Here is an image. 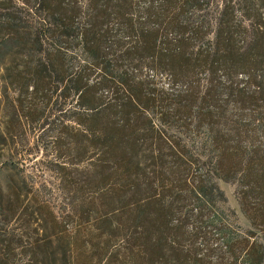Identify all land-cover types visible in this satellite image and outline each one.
Returning <instances> with one entry per match:
<instances>
[{
	"label": "rangeland",
	"instance_id": "374dc122",
	"mask_svg": "<svg viewBox=\"0 0 264 264\" xmlns=\"http://www.w3.org/2000/svg\"><path fill=\"white\" fill-rule=\"evenodd\" d=\"M63 1V7L78 9L73 36L65 44L45 37L33 45L35 63L43 56L57 59L58 71L39 74L44 77L40 91L32 94V86L28 90L23 86L35 81L36 76L27 68L22 49L0 62V264H162V258L153 260L138 248L126 251L122 244L105 246L104 238L98 236L100 219L132 202L127 192L135 168L125 172L126 160L104 148L101 128L108 117L99 115L92 120L88 114L102 102L124 97V91L116 79L109 80L115 81L118 95L113 88L98 83L100 65L88 62V52L78 38L87 22V7L101 6H96V0ZM118 1V7H131L129 15L135 28L147 12H157L159 7L182 8L180 19L190 23L181 46L188 55L213 47L222 7H235L236 19L246 27L264 24V0ZM44 7L40 0H0V47L9 36L8 30L1 28L4 13L15 17L12 23L21 31L36 35L38 29L49 25ZM203 19L210 28L192 33L201 28ZM165 22L158 49L174 50L179 34ZM107 29L108 42L121 41L117 53L134 45L140 34L139 28L133 34L126 33L117 19L109 22ZM238 40L245 45L247 33ZM132 57L136 58L120 62L119 68L130 83L141 87L144 97L154 99L149 110H141L153 117L165 142L161 156L156 143L153 149L150 139L139 141L137 157L152 185L148 194L162 205L173 198L177 201L169 217L174 228L167 242L185 258L182 264H245V252L253 244L264 253V65L255 69L257 80L250 77L251 68L232 79L241 89L237 101L241 105L236 109L234 99L229 100V110L241 125V134L226 144L230 162L221 172L228 177L224 180L216 170L219 151L206 130L171 114L179 94L195 89L199 96L211 88L212 74L199 69L187 80L179 79L154 65L150 54ZM84 65H88L89 80L96 84L91 91V108L79 104L72 85L59 81L81 71ZM215 77L220 85H229L224 72ZM161 107L170 113L168 120L159 119ZM173 151L176 159L172 158ZM110 196L118 197L114 206L107 203ZM76 236L85 241L94 237L97 244L76 249L72 243ZM168 264L178 263L172 260Z\"/></svg>",
	"mask_w": 264,
	"mask_h": 264
},
{
	"label": "trees",
	"instance_id": "16d2710c",
	"mask_svg": "<svg viewBox=\"0 0 264 264\" xmlns=\"http://www.w3.org/2000/svg\"><path fill=\"white\" fill-rule=\"evenodd\" d=\"M24 1L27 2V0ZM40 2L46 5L44 9L49 25L38 29L35 32L36 35L21 31L19 29L21 27L14 25L12 21L15 17L11 16V13L3 14L1 25L3 30H8L9 36L0 47V62L10 53L22 49L27 58V68L33 70L36 76L35 81H27L23 85L25 90L32 86L34 89L32 94L42 88L44 77L39 74L43 70L58 71L57 59L51 56H43L39 62L35 63L33 45L40 43L45 37L54 38L65 44L73 36L72 26L78 14V9L74 7H63V0H40ZM52 2L56 4V7L50 6ZM94 3L101 7H87V22L78 34V38L88 52V62L100 65L101 76L98 83L113 88V93L117 94L118 86L114 85L115 81L110 82L109 80L116 79V82L122 86L124 97H116L118 100L110 103L102 102V106L93 110L88 117L92 120L99 115L108 117V122L101 128L104 148L113 153L115 157L126 160L123 163L125 172L130 173V169L135 168L131 172V188L127 192L132 202L120 206L116 212L100 219L99 228L101 230L98 236L104 238L102 243L105 246L112 245V243L118 246L122 244L126 251L138 248L149 253L153 260L162 258V264H168L172 260L182 264L185 258L172 243L167 242L168 235L172 234L174 228L171 226L169 217L174 214L177 201L173 198L167 204L162 205L148 194L152 191V185L144 176L141 160L137 157L141 150L140 139H150L151 148L154 149L157 145V151L162 156L161 148L165 142L160 134L161 131L155 127L156 122L153 117L143 115L141 110H149L155 101L150 97H144L140 86L130 83L128 75L119 68V63L128 58H136L132 57L134 55L139 58L150 54L154 65L169 70L174 77L179 79L187 80L190 74L199 69L208 70L212 74L211 88L199 96L195 89H188L179 94L171 105V114L181 117L185 122L193 121L198 129L206 130L211 144L219 151L216 170L224 180H228L227 175L221 173L230 162V152L226 144L230 138L241 134V125L229 110V100L234 99L236 109H239L241 105L237 102L241 89L234 85L236 82L232 79L237 73L251 68L253 73L251 72L250 77L257 80L255 69L264 65V24L252 23L250 27H246L236 19L235 7H222L215 23L213 47L198 49L196 53L188 55L181 47L185 40L184 31L190 26L186 19H180L183 17V9L179 7V10L175 11L176 7H159L157 12H147L144 15V21L140 22L138 27L140 34L134 45L117 53V47L121 41L114 39L108 42L110 35L107 25L113 19H117L121 29L126 33L133 34L136 30L138 31L129 15L131 7H118V0H96ZM162 21H166V25L179 34L178 45L174 50L158 49ZM199 26L201 28L194 29L192 33L202 28H210V24L205 19ZM243 33H247L249 41L245 45H240L238 36ZM30 43L32 45L26 48ZM221 71L224 72L229 85L222 86L218 81L215 82V76ZM89 76L88 65H84L81 71L74 75L63 76L59 79L60 82L72 85L73 90L79 95V104L86 108H91L94 104L91 91L96 87V84L89 80ZM20 104L22 105L21 101ZM21 107L24 108L23 105ZM159 112L160 120H168L170 113L167 109L161 107ZM2 136L0 133V138ZM172 158L176 159L174 151ZM117 202L118 197L114 196H110L107 200L110 206H114ZM93 240L94 237L85 241L82 236H76L72 243L76 249H83L95 246L97 243ZM43 252L45 253V250ZM245 257V264H263L264 262V253L262 250H257V244H253L245 252Z\"/></svg>",
	"mask_w": 264,
	"mask_h": 264
}]
</instances>
